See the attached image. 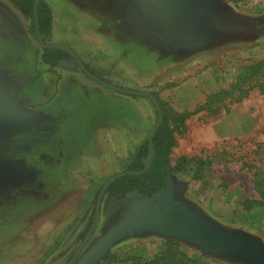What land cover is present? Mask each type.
<instances>
[{
	"label": "rangeland",
	"instance_id": "obj_1",
	"mask_svg": "<svg viewBox=\"0 0 264 264\" xmlns=\"http://www.w3.org/2000/svg\"><path fill=\"white\" fill-rule=\"evenodd\" d=\"M46 1L53 27L44 42L69 46L113 85L155 94L184 117L172 165L182 156L208 163L172 171L151 198L105 194L96 219L98 192L129 166L158 112L149 98L90 78L71 55L65 102L49 107L63 76L56 68L51 91L47 80L35 85L51 71L30 33L20 85L7 87L9 96L0 88V264H65L96 222L71 264H102L112 253L121 258L113 264H137L169 239L205 264H260L232 243L264 256V204L244 203L261 199L264 92L261 78L231 85L264 57V0ZM3 4L1 31L8 23L26 34L29 18ZM1 72L14 86L15 71ZM93 105L98 114L87 128Z\"/></svg>",
	"mask_w": 264,
	"mask_h": 264
},
{
	"label": "trees",
	"instance_id": "obj_2",
	"mask_svg": "<svg viewBox=\"0 0 264 264\" xmlns=\"http://www.w3.org/2000/svg\"><path fill=\"white\" fill-rule=\"evenodd\" d=\"M8 1L14 4L23 15L29 18L28 28L35 39L41 35L45 40V37L52 33L53 9L46 0H39L38 4H36V0ZM231 1L238 2L240 0ZM69 56L70 54L64 49L49 47L43 48L41 60L43 63L49 65V71L54 72L58 76V79H60L56 68L63 58ZM82 61L89 69L88 64L84 60ZM257 78H261L258 85L261 91L264 92V57L244 67V71L238 75L237 81L231 85V91L239 86L240 83L257 80ZM211 97H217V94ZM160 104L164 113V120L152 137V147L154 149L153 161L146 168L145 161L150 149V140L147 137L138 146L131 163L124 170L130 171L131 173L121 175L107 187V193L110 196L121 199L128 193L136 192L140 197L151 198L166 187L172 171L181 170L185 164L193 161L199 166L200 171L208 163V160L199 156L193 158L182 156L175 165H172V153L177 144L175 134L178 121L177 117L182 116L177 115L176 117L172 115L161 100ZM256 186L260 192L261 199L246 198L244 203L245 207H248L247 209H250L253 205L264 204V180L257 181ZM232 245L240 246L243 250L253 254L260 264H264V256L258 250L248 248L243 242H233ZM138 260L140 261H137V264H205L201 258H194L188 255L181 248L180 243L174 239L166 240L163 243L162 249L152 258L148 260L142 259V261L141 258H138ZM119 261H121V258L118 254L112 253L104 258L102 264H113Z\"/></svg>",
	"mask_w": 264,
	"mask_h": 264
},
{
	"label": "crops",
	"instance_id": "obj_3",
	"mask_svg": "<svg viewBox=\"0 0 264 264\" xmlns=\"http://www.w3.org/2000/svg\"><path fill=\"white\" fill-rule=\"evenodd\" d=\"M2 2H4V4L6 5L5 7L8 6L7 3H9L6 0H1ZM3 4V5H4ZM13 7L14 13H19V16L22 15L24 16L15 6H11ZM7 9V8H6ZM6 13H8V11H5ZM9 27V28H8ZM17 25H8L5 24L3 26V31H1V27H0V88H2V92L3 90L6 91V95L5 96H9V93L7 92V87H18L20 85L19 83V79L18 77L20 76L19 73H22L26 67H24L26 65L25 63V56H24V49L25 47H30L31 46V34L29 32V29L27 30L29 34H24L25 32H23L22 30H16ZM33 37V36H32ZM11 56V57H9ZM8 57L10 59H8ZM13 58H15L14 61H11ZM7 60H10V62H8ZM29 62H27L28 64ZM64 64H66L67 66L71 65L70 62H68L65 58H63L59 65L57 66L58 69V73L61 74L63 76V80L62 82L59 84V93L57 94L56 97H54L52 99V101L49 103V107L52 105H56V103H64V94L67 93V85H66V72L67 69L65 66H63ZM29 65V64H28ZM45 65V63H44ZM47 65V64H46ZM49 66V65H48ZM31 67V66H30ZM15 71L14 79L9 80L11 81H16V82H11L13 83L14 86H12L11 84L7 85V81L6 78H4L3 73L1 71ZM44 78H41L39 80V82L35 85L39 86V87H46V83L45 81L47 80L49 83L47 87L51 89H55V84L57 82V75L53 72H48V73H44L43 74ZM4 96V98H5ZM2 98V99H4ZM1 99V100H2ZM95 99V98H93ZM67 104V103H66ZM87 104H85V106H87ZM58 107V106H57ZM88 110V107L86 108ZM89 117L86 119V127L87 128H91L94 123L93 121H96L92 118V116H96L98 114L97 111V107L93 105V107L90 109V111H88ZM89 130H86V132ZM82 133V132H81Z\"/></svg>",
	"mask_w": 264,
	"mask_h": 264
},
{
	"label": "water",
	"instance_id": "obj_4",
	"mask_svg": "<svg viewBox=\"0 0 264 264\" xmlns=\"http://www.w3.org/2000/svg\"><path fill=\"white\" fill-rule=\"evenodd\" d=\"M39 3V0H36V4ZM37 40L39 43L42 44V46L44 48H49V47H53V48H61L64 49L65 51H67L76 61V63L78 64V66L81 68V70L83 72H85L90 78L96 80L97 82L103 84L106 87H109L111 89H114L115 91L121 92V93H125V94H129V95H136V96H143V97H147L149 98L152 103L154 104L157 112H158V118H157V122L154 125L153 129L151 130L150 134H149V140H150V149H149V155L145 161L146 163V168L149 166V164L153 161V157H154V149L152 147V137L155 134L156 130L158 129V127L161 125V123L164 120V113L160 104V101L158 99V97L148 91H142V90H137V89H127V88H123L121 86H117V85H113L105 80H103L102 78L98 77L97 75H95L92 71H90L85 64L83 63V61L81 60V58L77 55V53L75 51H73L69 46L67 45H63V44H53V43H45L43 40L42 36H38ZM126 173H131L130 171H122L118 174H116L115 176L109 178L102 186L98 198H97V204H96V219H99L101 214H100V210H101V205H102V200L104 198V195L107 192V187L113 182L115 181L118 177H120L121 175H124ZM97 226V222L94 224V226L90 229V231L88 232V234L86 235L84 241L81 243V245L79 246V248L77 249V251L75 252L74 256L65 264H71L75 258L77 257V255L80 253V251L82 250V248L85 246V244L88 242V240L91 238L94 229Z\"/></svg>",
	"mask_w": 264,
	"mask_h": 264
},
{
	"label": "flooded vegetation",
	"instance_id": "obj_5",
	"mask_svg": "<svg viewBox=\"0 0 264 264\" xmlns=\"http://www.w3.org/2000/svg\"><path fill=\"white\" fill-rule=\"evenodd\" d=\"M6 1H8V0H6ZM9 3H11L10 1H8ZM12 4V3H11ZM14 5V4H13ZM15 6V5H14ZM25 16V15H24ZM29 29V28H28ZM30 32V31H29ZM41 36V35H40ZM44 40V39H43ZM38 41V40H37ZM44 48V47H43ZM106 194H107V192H106ZM97 204V203H96Z\"/></svg>",
	"mask_w": 264,
	"mask_h": 264
}]
</instances>
